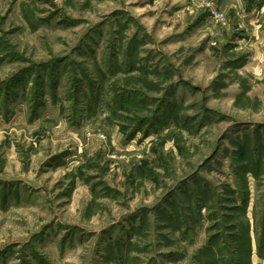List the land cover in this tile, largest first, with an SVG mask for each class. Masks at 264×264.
Returning a JSON list of instances; mask_svg holds the SVG:
<instances>
[{
  "label": "rangeland",
  "instance_id": "374dc122",
  "mask_svg": "<svg viewBox=\"0 0 264 264\" xmlns=\"http://www.w3.org/2000/svg\"><path fill=\"white\" fill-rule=\"evenodd\" d=\"M0 264H264V0H0Z\"/></svg>",
  "mask_w": 264,
  "mask_h": 264
}]
</instances>
